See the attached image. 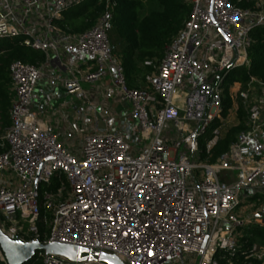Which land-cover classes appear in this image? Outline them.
Segmentation results:
<instances>
[{"label":"built area","instance_id":"1","mask_svg":"<svg viewBox=\"0 0 264 264\" xmlns=\"http://www.w3.org/2000/svg\"><path fill=\"white\" fill-rule=\"evenodd\" d=\"M80 1L0 0V40L22 38L45 56L37 66H9L14 97L0 136L1 231L24 242L113 254L124 264H218L216 252L234 256L244 227H264V203L252 214L234 213L241 191L264 193V85L251 79L236 91L247 128L215 161L200 159V138L218 119L204 145L209 155L221 136L225 77L248 65L250 32L264 28V0L251 9L184 0L189 17L162 59L145 63L155 71L140 89L128 87L108 38L113 0L81 34L56 24ZM43 80L84 98L83 84H102L105 99L117 100L125 113L113 123L96 113L73 152L35 111ZM251 254H260L256 244ZM35 256L42 264H106L43 250ZM0 261L7 264L1 248Z\"/></svg>","mask_w":264,"mask_h":264},{"label":"trees","instance_id":"2","mask_svg":"<svg viewBox=\"0 0 264 264\" xmlns=\"http://www.w3.org/2000/svg\"><path fill=\"white\" fill-rule=\"evenodd\" d=\"M112 29L122 41L119 50L115 47V54L124 70L126 83L129 88H142L136 77L139 66L149 73L155 70L145 65L151 62L156 65L163 57L165 48L175 42L184 22L190 14V6L184 0H147V11L141 16L146 0H113ZM232 5L240 9L254 8L256 0H228ZM105 0H81L78 4L66 9L62 17L56 21L62 32L67 34H81L91 28L104 12ZM251 47L248 51V65L230 70L224 82V98L221 115H225L231 105L227 92L228 87L234 83H240L246 89L250 80L264 85V28L255 27L250 32ZM45 56L42 52L25 47L22 38H12L0 41V122L1 130L9 126V109L13 100L11 90L9 66L19 61L29 65H40ZM146 83V82H145ZM256 84H253L255 86ZM239 123L227 129L211 146L209 155L204 153L206 140L211 136V130L219 123L214 119L206 132L200 138V159L209 162L215 161L221 154L228 150L237 134L247 128L246 111L242 105L237 109ZM1 132V133H2ZM0 133V136H1ZM2 150V148H0ZM53 180L50 188H55ZM264 246V227L248 225L243 228L239 238V249L234 256L225 254L221 257L216 252L215 258L218 264H264V254H251L254 244ZM0 264H5L0 261ZM24 264H42L38 257Z\"/></svg>","mask_w":264,"mask_h":264},{"label":"rangeland","instance_id":"3","mask_svg":"<svg viewBox=\"0 0 264 264\" xmlns=\"http://www.w3.org/2000/svg\"><path fill=\"white\" fill-rule=\"evenodd\" d=\"M147 11V0L145 2V7L141 12V16L144 15ZM108 38L112 45L116 47L117 50L120 51L122 47V41L117 36L114 29H111V31L108 33ZM4 40L9 39H2L0 40L3 42ZM138 76L136 77L138 84L142 86V88H145L147 85L146 78L151 73L144 70L142 66H139ZM110 79L109 77H106L104 80L105 82H108ZM146 82V83H145ZM235 84V83H234ZM230 85L228 87L227 95L229 99L231 100V105L227 109V112L225 115H221L222 117V123L223 126L221 127V136L225 133V131L231 127L236 126L239 123V119L237 116V109L240 105L244 107V104L239 100L238 98V90L241 91L242 85L240 83H237L238 85ZM102 87V84H94V85H82V90L87 94V98H84L83 95H67L63 89H56L55 87L49 85L46 83V80H43L39 83V85L36 88L35 97H38L35 104V111L37 112L38 116L46 120L47 122L53 124L55 128L57 129V132H62L60 134V139L63 141L65 147L67 149H71L73 152L78 153L79 152V146L83 137V134L85 130L88 132L89 127L93 124V118L88 112L87 109H92L90 105L94 106V104L97 102H100L101 100H105L104 93H102L98 88ZM225 89V88H224ZM234 93L236 96H234ZM59 95L60 98H57L56 95ZM232 96V97H230ZM105 104H99L96 108L99 110L104 109V111L107 108V104H111L113 108L116 107L117 100L113 99L111 96L106 98ZM97 101V102H96ZM114 102V103H112ZM102 103V102H101ZM71 105V106H68ZM73 105H78V108L81 110L80 114H72L73 116L70 118L69 128L67 129L66 125L64 124V129H61V112H66V109L69 108L72 110ZM84 107L83 109L81 108ZM108 109V108H107ZM109 114V113H108ZM68 114H64V122L66 121L65 117ZM110 115H108V118ZM114 118V116H113ZM66 123V122H65ZM1 130V122H0V133ZM3 132L1 133V135ZM66 141V142H65ZM253 163V162H252ZM264 203V193L261 191H255L253 189H245L241 191L240 193V204L239 206L234 210V213H239V210L241 208H245L243 211V215L252 214L253 213V206H259L260 204ZM3 218V217H2ZM243 232V230H242ZM258 249L262 254H264V246L260 244H256Z\"/></svg>","mask_w":264,"mask_h":264},{"label":"water","instance_id":"4","mask_svg":"<svg viewBox=\"0 0 264 264\" xmlns=\"http://www.w3.org/2000/svg\"><path fill=\"white\" fill-rule=\"evenodd\" d=\"M0 248L7 264H24L32 260L38 251L50 254L62 255L73 261L98 259L106 264H124L113 254L95 252L87 248H81L71 244L58 242L41 243L39 240L21 241L5 235L0 229ZM82 253H86L82 256Z\"/></svg>","mask_w":264,"mask_h":264},{"label":"crops","instance_id":"5","mask_svg":"<svg viewBox=\"0 0 264 264\" xmlns=\"http://www.w3.org/2000/svg\"><path fill=\"white\" fill-rule=\"evenodd\" d=\"M108 83V82H107ZM57 96V98H60L59 97V95L57 94L56 95ZM38 98V97H37ZM36 98V99H37ZM39 99V98H38ZM106 100L107 99H105V100H101L100 102H97V104L95 103L94 104V106H92V105H90V107L92 108V109H87V110H89L88 112L90 113V115L92 116V118H93V124H94V118L96 117L95 115H96V113H105V114H108V115H111V122L113 123V122H116V120H117V118L124 112L125 113V107L123 106V105H121L119 102H116L115 101V103H116V107L115 108H113V107H111L112 105L111 104H107V108H106V110L104 111V109H101V110H99L98 108H96L97 107V105H99V104H105V102H106ZM102 102V103H101ZM112 103H114V102H112ZM68 106H71V105H68ZM72 110L69 108L68 110L66 109V112H61V114H60V116H61V121H63V122H61V124H62V126H61V129H64V124L66 125V127H67V129L69 128V123H71L70 122V118L73 116L72 114H74V112H76V110H80L79 108H78V105H73L72 106ZM81 108L83 109L84 107H82V105H81ZM81 111V110H80ZM65 113H67L68 115L65 117L66 119V123L64 122V114ZM77 114V113H76ZM113 116H114V118H113ZM92 124V125H93ZM101 126V125H100ZM91 127V126H90ZM57 130V129H56ZM85 132H86V130H85ZM59 133H62V132H59ZM66 142V141H65Z\"/></svg>","mask_w":264,"mask_h":264}]
</instances>
